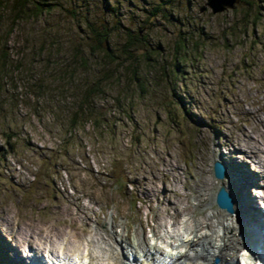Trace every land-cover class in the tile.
<instances>
[{
  "label": "rangeland",
  "instance_id": "obj_1",
  "mask_svg": "<svg viewBox=\"0 0 264 264\" xmlns=\"http://www.w3.org/2000/svg\"><path fill=\"white\" fill-rule=\"evenodd\" d=\"M68 1L53 0L64 11L19 24L0 49L9 73L0 90L5 264L61 254L106 264L155 245L160 261L186 236L178 251L194 253L209 236L226 243L211 264H229L230 237L234 264L254 261L244 241L253 221L226 232L236 212L214 198L223 186L236 210L241 187L256 200L251 217L264 221V0L217 14L200 12L206 0ZM103 32L114 63L88 56ZM119 172L126 188L115 186Z\"/></svg>",
  "mask_w": 264,
  "mask_h": 264
},
{
  "label": "trees",
  "instance_id": "obj_2",
  "mask_svg": "<svg viewBox=\"0 0 264 264\" xmlns=\"http://www.w3.org/2000/svg\"><path fill=\"white\" fill-rule=\"evenodd\" d=\"M68 4H73V0H69ZM64 9L65 6L61 2H53V0H0V49H3V46H5V44L9 41L12 32L14 31V29H16V27L19 24L29 23V22L34 23L38 21L40 18L47 16L48 14H51L56 10L64 11ZM107 37H108L107 34H105L104 32L103 34L102 33L95 34L94 35L95 47H91L93 49H91L92 51L88 56L94 58L96 57L100 58V61L102 62L105 60L108 63H114L116 62V59L109 50V43ZM136 39L137 40L135 42H137L139 46H142V41L139 38ZM80 59H79L80 61L83 62L86 61L83 56H80ZM83 62L82 64L84 66L85 63ZM7 63H8V56L6 53L3 52L0 55V90L2 88L1 86L2 81L6 79V77L9 74L8 71L6 70ZM132 76L137 80L135 71L132 73ZM139 85L140 88L143 90L144 88L141 82ZM92 93H94L93 90ZM172 95L176 98L177 105H179L180 108L185 112L183 105H181L183 103L182 99L176 93L174 88H172ZM86 103H87L86 101L82 102V104H86ZM78 111L82 113L81 107L76 111L74 116L78 115ZM185 113L186 115H189L188 112ZM75 121L76 118L73 117L71 125H75ZM213 129L217 130L218 128L214 126ZM190 133L193 134V132ZM6 137H9V135L6 134ZM48 167L49 164H45L44 170L47 171ZM43 177H47V176H43ZM128 184L129 183L125 180L121 172H119L118 175L116 174L115 186L117 188H122V189L126 188ZM137 203L138 201H135V204Z\"/></svg>",
  "mask_w": 264,
  "mask_h": 264
},
{
  "label": "bare ground",
  "instance_id": "obj_3",
  "mask_svg": "<svg viewBox=\"0 0 264 264\" xmlns=\"http://www.w3.org/2000/svg\"><path fill=\"white\" fill-rule=\"evenodd\" d=\"M230 165L233 167V169H236V170L238 169V165L237 164L231 163ZM249 174L253 175L252 173H249ZM239 188H240V193L238 195H236V198H235L236 199L235 200V203H236L235 212H236V216H237L236 217V222H233V224H228L227 226H225V231L226 232L229 231V230L237 232L240 229L243 231L244 225L247 222V218H250L251 215L255 214L256 212H257V214L259 212L258 210L255 209L256 208L255 204H253V202H256V200H254V197L248 198V196L245 193L241 192V190H244V189H242L241 187H239ZM166 193L169 194V191H166ZM246 193H248V191ZM169 200L170 199L168 198V202H169ZM169 206H170L171 209L174 210V208L176 207V204L173 203V204H171ZM168 209L169 208H167L166 211ZM174 215H176V214H173V216ZM179 215H181V214H179ZM263 216H264V214H263ZM244 221H245V224H244ZM220 225H222L221 222H220ZM257 229L258 230L261 229V224L258 223ZM226 232H225V234H226ZM246 237H249V235L246 234ZM213 238L214 237L209 236V237H205L204 241L201 240L200 244H199L200 247L194 253L191 250H189V251L186 250L184 252H182V251L179 252L177 250L179 246L176 247L173 250H172V247H170L169 250H172V251L169 254H166L164 260H162L161 263H163L165 261V259L168 258L169 261L172 262L171 264H211L213 255H215L217 253V251L221 248L222 243H223V247L226 246L225 242H222V243L220 242L221 245H217L213 241ZM182 239H184V240H182V244L180 246L187 245L191 241V239H188L187 236L183 237ZM233 240H235V239H232L231 237L228 238V247L232 250V257L230 258L229 264H234V261H235L234 258L237 256V251L236 250L238 248V240H236V242L232 243L231 241H233ZM177 241H179V240H177ZM224 241H227L226 240V236L224 238ZM263 243H264L263 239H257L254 242V244L259 245V246L262 245ZM245 245H247V244L245 243ZM249 245L252 246V242H249ZM247 247H249V246L247 245ZM2 249L5 250V247H3ZM154 250H155V252L158 251L156 246H155ZM145 254L147 255V253L144 252V255ZM75 255H77V254H75ZM86 258H87L89 264H93V262H92L93 260H92V256L91 255H87ZM125 262L126 261L123 260V257L119 253L116 254V255H114V254L111 255V257L109 259V264H125ZM132 264H137V263L136 262H134V263L132 262Z\"/></svg>",
  "mask_w": 264,
  "mask_h": 264
},
{
  "label": "water",
  "instance_id": "obj_4",
  "mask_svg": "<svg viewBox=\"0 0 264 264\" xmlns=\"http://www.w3.org/2000/svg\"><path fill=\"white\" fill-rule=\"evenodd\" d=\"M240 1L241 0H206L205 6L200 8V12L209 8L213 14L222 13L227 9H233ZM213 174L218 180L224 178L225 169L218 161H215L213 164ZM215 203L221 210H225L229 214L233 213V201L223 186L219 187L216 193Z\"/></svg>",
  "mask_w": 264,
  "mask_h": 264
}]
</instances>
